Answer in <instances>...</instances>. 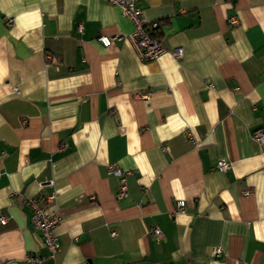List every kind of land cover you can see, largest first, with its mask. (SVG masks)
Instances as JSON below:
<instances>
[{
	"label": "crops",
	"instance_id": "obj_1",
	"mask_svg": "<svg viewBox=\"0 0 264 264\" xmlns=\"http://www.w3.org/2000/svg\"><path fill=\"white\" fill-rule=\"evenodd\" d=\"M138 5L152 62L98 41L133 29L105 0H0V264H264V0ZM26 198L60 218L53 256Z\"/></svg>",
	"mask_w": 264,
	"mask_h": 264
},
{
	"label": "built area",
	"instance_id": "obj_2",
	"mask_svg": "<svg viewBox=\"0 0 264 264\" xmlns=\"http://www.w3.org/2000/svg\"><path fill=\"white\" fill-rule=\"evenodd\" d=\"M109 3L117 5L121 9V13L123 16L127 17L132 25L133 29L128 34H115L112 36L100 35L97 37L98 41L103 46H109L112 41L120 38H127L135 52L137 57L141 61L152 62L155 61L161 54H163L166 49L161 44L158 36L153 35V30L157 27V22H147L143 18L142 10L138 5L139 0H105ZM12 18L7 20V23L10 24L12 22ZM79 30H81L79 26ZM170 54L175 59H180L183 56V50L180 46H176L170 50ZM139 98L147 99L149 94L147 92H142L137 94ZM252 138L257 141L259 144H264V132L261 129H257L252 133ZM231 167L229 161L224 158H220L216 162V168L220 171H227ZM110 171L113 173L119 180V186L117 190V198L124 197L126 192L125 186V177L130 174V171H123L118 167L110 166ZM243 195H248L250 192L248 190H244ZM54 198V194H51L48 197V201ZM25 206L30 208L32 212V226L35 230L39 231L41 239L45 248L47 249L48 255L53 256V254L58 249V242L55 230L59 224V216L55 212H49L45 208L40 205V202L37 198H26L24 200ZM175 211L182 212L184 210V201L177 200L175 205ZM8 218L6 216H0V223L6 224ZM153 234L157 237L162 235L161 230L158 228L153 229ZM212 253L215 257L221 255V250L219 248H213ZM46 256V257H47ZM45 257L29 255L26 256V261L31 264L40 263Z\"/></svg>",
	"mask_w": 264,
	"mask_h": 264
},
{
	"label": "trees",
	"instance_id": "obj_3",
	"mask_svg": "<svg viewBox=\"0 0 264 264\" xmlns=\"http://www.w3.org/2000/svg\"><path fill=\"white\" fill-rule=\"evenodd\" d=\"M158 27L159 26H157L154 30H153V35H155V36H159V30H158Z\"/></svg>",
	"mask_w": 264,
	"mask_h": 264
}]
</instances>
